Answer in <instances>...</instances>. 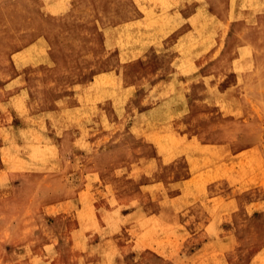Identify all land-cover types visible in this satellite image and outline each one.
<instances>
[{
  "label": "rangeland",
  "instance_id": "1",
  "mask_svg": "<svg viewBox=\"0 0 264 264\" xmlns=\"http://www.w3.org/2000/svg\"><path fill=\"white\" fill-rule=\"evenodd\" d=\"M114 2L0 0V264H264L261 3ZM97 17L132 21L86 83Z\"/></svg>",
  "mask_w": 264,
  "mask_h": 264
},
{
  "label": "crops",
  "instance_id": "2",
  "mask_svg": "<svg viewBox=\"0 0 264 264\" xmlns=\"http://www.w3.org/2000/svg\"><path fill=\"white\" fill-rule=\"evenodd\" d=\"M199 0H179V17H180V25L177 30H174L170 32V35L175 34L179 30H181V33L179 34H187L188 30L192 29V20L196 19L198 16V12L202 9L201 3L198 2ZM262 6L261 9H264V0H258ZM117 2V3H116ZM113 5H117V7H113L115 10L122 9L120 8V4L122 3H128V2H118L116 0ZM173 2H176V0H173ZM105 5V4H104ZM107 5V4H106ZM129 7L126 8L130 11H139L140 8L138 4L135 2V0H131L128 3ZM88 7L94 10L97 8L94 3H89ZM111 8V7H110ZM100 8H98L99 10ZM157 9V8H154ZM175 9V8H173ZM132 17V16H131ZM127 18H115V19H104L102 17H97L96 20V28L98 31L95 34H92L94 38L100 40V45L96 48L97 52L94 53V57H89V59H83L81 60L78 65H83V68H80V70L75 72H70L72 74H78L81 76H86V80H83L84 82H92L94 80V76L97 75H109L110 73L116 72V74H121V68L124 66V62L122 61V54L120 50V44L116 42V30L120 25L127 23L129 21H132V19ZM183 19V21H181ZM109 27H112V29H108ZM97 34V35H96ZM169 38V36H168ZM53 41V39H52ZM53 44L52 47V58L55 55V58L58 57L56 53V46L57 41L51 42ZM178 42H174L173 47L176 46ZM55 45V46H54ZM147 54V53H146ZM57 56V57H56ZM171 52H166L164 54H160L157 52L156 47L152 48V50L149 51V53L144 56V58L148 57V59L139 58L137 61V64L139 66L142 65H148L153 67V71H155L158 75H162L160 79L166 78L167 76L171 75L173 72H175L176 67L173 65V60L175 57ZM202 54H197L195 56V59L201 57ZM180 56H178L179 58ZM172 60V61H171ZM89 63V66H84V64ZM196 64V63H195ZM54 72H56L55 68H53ZM193 69V70H192ZM190 73L191 74H197V66L196 68H192ZM199 71V70H198ZM59 73V72H58ZM21 75V74H20ZM262 252H264V248H262Z\"/></svg>",
  "mask_w": 264,
  "mask_h": 264
}]
</instances>
